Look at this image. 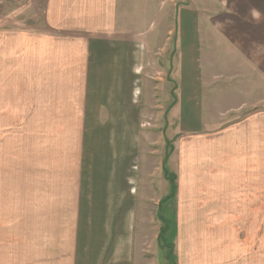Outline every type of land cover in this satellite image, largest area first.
<instances>
[{
  "label": "rangeland",
  "instance_id": "374dc122",
  "mask_svg": "<svg viewBox=\"0 0 264 264\" xmlns=\"http://www.w3.org/2000/svg\"><path fill=\"white\" fill-rule=\"evenodd\" d=\"M128 1L103 32L121 40L111 54L134 53L133 85L105 62L104 84L47 102L55 123L0 126V191L18 249L8 263L36 256L37 222L12 220L22 205L55 207L54 222L37 220L39 259L52 264H264V75H213L224 72L225 38L247 44L250 31L210 28L235 17L220 0L211 13L208 0ZM233 169L245 173L237 188ZM165 171L177 186L168 201Z\"/></svg>",
  "mask_w": 264,
  "mask_h": 264
},
{
  "label": "crops",
  "instance_id": "0c3cea01",
  "mask_svg": "<svg viewBox=\"0 0 264 264\" xmlns=\"http://www.w3.org/2000/svg\"><path fill=\"white\" fill-rule=\"evenodd\" d=\"M199 1L193 0V3ZM220 1L221 6L228 13L235 14V17L225 21V26H221V21H212L210 28L227 27L230 23L232 28L249 30L251 37L247 44L225 38V48L221 51L224 72L213 75L229 77L230 82L237 77H252L259 73L263 76L264 58L260 59L258 53L264 52V0ZM217 2L219 0H208V12L224 9H213ZM127 3L125 8V0H4L0 8V126L55 123L50 120L57 115L55 108L47 102L55 101L56 93H88L91 89L88 86L101 82L104 84V80L100 81L98 77L111 75L113 69L105 68L107 71L99 73L104 70L105 62H118L120 83L127 87L133 85L135 78L131 75L136 73L134 53L111 54L112 44L119 45L121 40L112 42L103 32L112 28L111 24L120 15L123 17L126 12L130 13V1ZM131 7L134 11V4ZM218 44L221 45L215 40L213 48V38L209 39L208 52L214 53L215 60H220L215 47ZM63 98L66 99L65 96H59L60 100ZM79 106L82 107V104ZM41 118L47 121H41ZM242 172L243 175L233 169L231 176L227 177L232 183L229 188L246 183V180L242 181L245 177L243 169ZM67 196L61 195L60 198L65 199ZM48 209H34L32 206L26 209L22 205L12 208V220L17 221L18 214L22 217L28 213L31 215L26 216L25 221L37 222H33L32 226V251L36 254L32 264H52L50 259H39L38 246L41 228L37 220L54 222L57 219L55 207L51 208V212ZM13 226H9L7 198L0 191V264H9L8 253L15 254L18 251ZM46 234L54 236L55 230L48 227L42 235L44 241H47L44 239ZM54 246L52 242L51 248ZM47 247H50V241ZM59 263L67 264L64 261Z\"/></svg>",
  "mask_w": 264,
  "mask_h": 264
},
{
  "label": "trees",
  "instance_id": "16d2710c",
  "mask_svg": "<svg viewBox=\"0 0 264 264\" xmlns=\"http://www.w3.org/2000/svg\"><path fill=\"white\" fill-rule=\"evenodd\" d=\"M165 175L168 177L169 183H170V194H169V196L166 199V201H168L169 199H172L175 196L177 186H176V184H174V177L172 175H168L167 171H165ZM164 229H166V228H164ZM173 262H174V260H173ZM173 262H172V258H170V263L169 264H172Z\"/></svg>",
  "mask_w": 264,
  "mask_h": 264
},
{
  "label": "built area",
  "instance_id": "2783aa9c",
  "mask_svg": "<svg viewBox=\"0 0 264 264\" xmlns=\"http://www.w3.org/2000/svg\"><path fill=\"white\" fill-rule=\"evenodd\" d=\"M3 1H4V0H0V7H1V5H2Z\"/></svg>",
  "mask_w": 264,
  "mask_h": 264
}]
</instances>
